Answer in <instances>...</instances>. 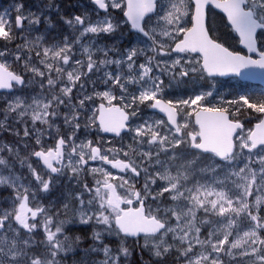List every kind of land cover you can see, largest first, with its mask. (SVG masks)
Wrapping results in <instances>:
<instances>
[{"label": "snow or ice", "instance_id": "6c2138e0", "mask_svg": "<svg viewBox=\"0 0 264 264\" xmlns=\"http://www.w3.org/2000/svg\"><path fill=\"white\" fill-rule=\"evenodd\" d=\"M90 2L71 16L45 6L70 35L23 3L14 20L0 13V133L15 137L0 141V188L11 189L0 264H67L77 252L73 264H126L130 238L156 264H264V96L166 98L189 82L264 73V0ZM213 8L247 54L217 35ZM181 105L191 128L177 123ZM142 107L167 120L141 119ZM65 176L79 190L43 204Z\"/></svg>", "mask_w": 264, "mask_h": 264}, {"label": "rangeland", "instance_id": "374dc122", "mask_svg": "<svg viewBox=\"0 0 264 264\" xmlns=\"http://www.w3.org/2000/svg\"><path fill=\"white\" fill-rule=\"evenodd\" d=\"M90 0H53L54 4H58L60 11L65 15V16H71L73 14L79 15L81 13H83L85 10L87 11H92V9L94 8L93 5L91 4V2L89 3ZM49 0H37L35 3H30L28 5L24 6V12L27 14L28 12H33V13H40V12H44L45 15L50 16L52 21L58 25L60 22L59 21V15L57 14V12L55 10H47L45 8V6L48 4ZM91 4V5H90ZM35 6L39 9V10H33L35 8ZM73 9L74 11H72L69 14V10ZM58 19V20H56ZM213 19L215 20V18L213 17ZM216 22V21H215ZM63 23V21H62ZM216 25V24H215ZM66 28L67 26L64 25ZM46 25L43 22V17H41V24L39 26V28L37 29V31L39 32H43L45 29ZM68 29V28H67ZM69 30V29H68ZM53 34L56 33L55 29H51L50 30ZM65 34H69L65 32ZM217 35L219 36V34L217 33ZM20 43V41H19ZM101 43H112L110 38L105 37ZM127 44V38L125 40V45ZM19 70V69H17ZM238 84V82H236L235 79H228V80H219V79H215V87L212 88L211 87V83L207 82V81H193V82H189L187 85H183L181 86L179 89L173 87V89L169 90L168 94L166 95L167 99H172V100H178V99H187L189 97L194 96V94L197 93H203L207 90H212L214 92L213 97L208 98L209 100L212 101V103H223V101L225 100H230L233 98H236L239 95V87H237L236 85ZM99 90H103V85L100 86ZM102 101H100L99 99L96 100V104L97 103H101ZM196 107V106H193ZM178 110H180L179 113V119H178V123L180 125H183L185 122H187L189 124V128H191L194 124L192 122V115H188L189 112L192 111L191 108H187L183 105L178 107ZM151 116L153 119H164L163 117H161L160 115H158L156 112H151L148 108H141V112H140V118H147ZM3 118V114L0 113V119ZM243 120L245 121H250L249 118L243 116L242 117ZM255 120V118H252ZM256 121V120H255ZM30 123V122H29ZM38 127H43L41 125H37ZM252 126V125H251ZM251 126L246 125L245 129L251 128ZM188 129H184V131H187ZM20 131H21V135L23 132V128L22 126L20 127ZM90 138L92 139H97V134L95 132H92L90 134ZM99 138H100V143L104 144L105 146L109 145V142H111L112 145L115 146H119V138L114 139V138H108V137H103L99 134ZM15 137L10 136L8 133H0V141L3 142H10L12 140H14ZM125 142H128L127 139ZM21 154L24 155L25 152L23 151V148L21 150ZM100 162H95V165H99ZM108 167V166H105ZM17 170L18 171H23L25 175H27V169H19V166L17 165ZM87 182L89 184L92 183V179L90 176L86 177ZM137 187H140V185L138 184ZM77 186L74 182H69V180L67 179V176L62 177L59 181V183L57 184L56 189L48 196L47 199H43L41 202L45 205H47L49 203V201H55L57 203L61 202L70 192H74L73 189H76ZM78 189V188H77ZM11 195V189H7V188H0V207H7L8 203L7 200L5 199L6 197ZM43 195V194H41ZM73 203H75V201H73ZM113 248L115 249V245H112ZM128 247L130 248V250L132 251V255L131 257L128 259V261L126 262V264H144V262H148V264H150L149 259H151V264L155 261V259L153 257H151L150 253L147 251L141 252L140 247H138L137 245H128ZM79 252H77L76 254H78ZM75 254V256H76ZM70 257H73L72 255H70ZM141 257H143V260H141ZM102 258V255L100 257H93V259H99ZM145 258V259H144ZM123 259V258H122ZM153 263V264H154ZM164 264H173V263H164Z\"/></svg>", "mask_w": 264, "mask_h": 264}, {"label": "trees", "instance_id": "16d2710c", "mask_svg": "<svg viewBox=\"0 0 264 264\" xmlns=\"http://www.w3.org/2000/svg\"><path fill=\"white\" fill-rule=\"evenodd\" d=\"M36 1L37 0H0V13H3L5 10H7L10 13L12 19L14 20L15 15H16L15 9H14V7H12L14 4H16V3H23V5L25 6V5H28L30 3H35ZM89 3H90V1H89ZM33 10H39V9L35 6V8ZM72 11H74V10L73 9H70L68 11L69 14ZM212 14H215V13H212ZM215 16H217V14H215ZM56 20H58V19H56ZM59 21L60 22H58L59 24L55 28V31L56 32L63 33V34H65V32L70 33L69 30L64 26V23H62V20H60V18H59ZM2 43H3V41H0V44H2ZM15 43H19V41H16ZM10 47H14V45H10ZM236 86L239 87V95L240 94H246V95H249V96H252V97L264 96L263 92H261L259 86H257V85L240 84V83H238ZM177 111L179 112L180 110L177 109ZM243 116L247 117L246 115H242V116H240L238 118L244 123V127L246 125L251 126V125H253V123L257 122L254 119H251V121H245L242 118ZM78 190L79 189H77V188L76 189H73V191H78ZM90 231H91V229L89 228V234H90ZM74 234H80V233H74ZM128 245H130V246L131 245H136V243L134 242V240L129 239ZM81 255H82V253L79 252L74 257H70L69 256L68 261H67V264H73V259L79 261V259L81 258ZM141 260H143V259H141ZM149 261H150V264H151V259H149ZM164 263L177 264V262H176V260L174 258V255L168 257ZM154 264H156V262Z\"/></svg>", "mask_w": 264, "mask_h": 264}, {"label": "flooded vegetation", "instance_id": "af4514ba", "mask_svg": "<svg viewBox=\"0 0 264 264\" xmlns=\"http://www.w3.org/2000/svg\"><path fill=\"white\" fill-rule=\"evenodd\" d=\"M215 13L217 14V16H215ZM211 14L212 16L215 18V27L217 29V33L219 34L220 39L228 46H230L232 49L236 50V51H240L241 54H246V50L241 48L239 43H238V38L235 35V33L230 31V28L228 26H226V20L225 18L218 12L214 11L213 9H211ZM255 58V57H254ZM236 80V79H235ZM236 82H238L236 80ZM241 83V82H238ZM241 84H248V83H241ZM261 92H263L264 94V88H262L261 86H259ZM99 103H97L98 105ZM124 207H127L126 205ZM64 218V217H61Z\"/></svg>", "mask_w": 264, "mask_h": 264}, {"label": "water", "instance_id": "95a60500", "mask_svg": "<svg viewBox=\"0 0 264 264\" xmlns=\"http://www.w3.org/2000/svg\"><path fill=\"white\" fill-rule=\"evenodd\" d=\"M94 6V5H93ZM95 7V6H94ZM214 11L220 13L223 17H224V14L221 13L218 9H214ZM225 20H226V17H224ZM237 36V38L239 39L238 35L235 34ZM240 45V44H239ZM241 48H243L242 45H240ZM244 49V48H243ZM246 50V49H245ZM246 54H247V50H246ZM255 73L256 75L254 76V78H245L246 74H247V70L244 71V73H242V76L241 77H237L235 75H228V76H225V77H216L217 79H221V80H227V79H230V78H234V79H237L239 82H246V83H249V84H254V85H259L261 87H264V73L261 72V70L257 69L255 70ZM99 105V104H98ZM151 112H156L158 115H160L161 117L164 118V120H167V116L164 114V113H160L158 110H152V109H149ZM175 118L177 120V123H178V113L176 111V114H175ZM192 122L194 124V116H192ZM256 123V122H255ZM255 123L252 125V128L254 127ZM102 136L104 137H110V138H114L111 134H104V133H100ZM114 139H117V138H114ZM113 172H115L116 170L115 169H112ZM131 239V238H130Z\"/></svg>", "mask_w": 264, "mask_h": 264}]
</instances>
